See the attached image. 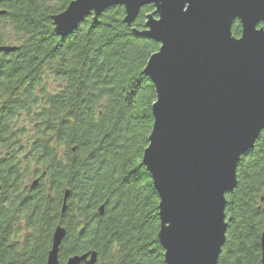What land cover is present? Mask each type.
Segmentation results:
<instances>
[{
	"label": "trees",
	"instance_id": "1",
	"mask_svg": "<svg viewBox=\"0 0 264 264\" xmlns=\"http://www.w3.org/2000/svg\"><path fill=\"white\" fill-rule=\"evenodd\" d=\"M71 1L0 0V47H16L0 53V264H46L65 190L60 263L95 252L97 264H164L158 197L141 165L155 102L142 71L159 45L139 33L153 8L127 26L123 8L111 7L61 38L51 17ZM232 34L240 35L238 22ZM236 177L217 264H262L264 131ZM100 205L103 216L94 215Z\"/></svg>",
	"mask_w": 264,
	"mask_h": 264
},
{
	"label": "water",
	"instance_id": "2",
	"mask_svg": "<svg viewBox=\"0 0 264 264\" xmlns=\"http://www.w3.org/2000/svg\"><path fill=\"white\" fill-rule=\"evenodd\" d=\"M116 6L127 26L142 8H153L139 33L159 45L142 71L155 102L141 165L158 197L163 263L217 264L227 230L225 196L237 185L240 159L264 131V0H73L51 17L53 32L66 38L85 18ZM235 22L239 37L232 34ZM64 237L56 227L46 264H58ZM261 251L264 264V234ZM95 262L96 253L86 252L65 264Z\"/></svg>",
	"mask_w": 264,
	"mask_h": 264
},
{
	"label": "flooded vegetation",
	"instance_id": "3",
	"mask_svg": "<svg viewBox=\"0 0 264 264\" xmlns=\"http://www.w3.org/2000/svg\"><path fill=\"white\" fill-rule=\"evenodd\" d=\"M235 23H236V22H235ZM239 36H240V35H239ZM239 36H238V37H239ZM39 178H40V177H39ZM39 178H38V179H39ZM38 179H34V181H32V184H33L34 182H36V184H37L38 181H39ZM35 186H36V185H35ZM31 187H32V185H31ZM33 187H34V186H33ZM48 190H49V189H47V192H48ZM66 191H68V190H65V191L62 193V198H63V195H64V193H65ZM68 192H69V191H68ZM68 197H69V195H68ZM66 203H67V202H66ZM100 207H102L101 211L99 210ZM61 209H62V202H61L60 207H59V209H58V217L62 219V223H59V221L56 222L57 224L54 226V229H55L56 227L59 226V227H61V228H63V229L65 230V237H64V239H63V241H64L65 238L67 237V228L64 227V225H65V223H64V218H65V214H66V212H67V210H68L67 204H66L65 211H64L63 213L61 212ZM104 212H105V205H100L99 207H97L96 211L94 212V215H97V216H103ZM151 214H152V212L150 211V213H149V215H150V216H149V219H150V217H151ZM70 217H72L71 220H74V221L77 223V224H76V225H77L76 233L79 232L78 235H80L81 232H82L83 221H82V219L79 217V210L74 209L73 211H71V213H70ZM23 220H24V217H22L21 212H20V211H17V212H16V217H15V223H16V226H17V230L19 229L18 227H21V230H18V231H20V232H19V234L17 235V239H20L21 236H23V233H22V225H21V222H23ZM54 229L52 230V232H51V234H50V240H51V238H52V233H53ZM63 241H62V243H63ZM62 243H61V245H62ZM61 245H60V247H61ZM60 247H59V249H60ZM58 255H59V253H58ZM80 255H82V254H80ZM73 256H79V255H73ZM73 256H70V257H73ZM70 257H68L64 262L60 263V261H59V256H58V264H65L66 261H67ZM82 264H84V263H82ZM95 264H97V256H96V262H95Z\"/></svg>",
	"mask_w": 264,
	"mask_h": 264
}]
</instances>
